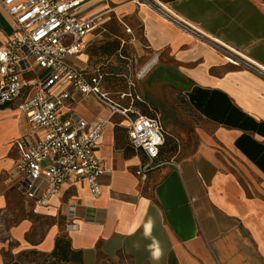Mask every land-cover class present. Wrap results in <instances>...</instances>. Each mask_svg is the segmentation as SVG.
<instances>
[{
  "label": "crops",
  "instance_id": "0c3cea01",
  "mask_svg": "<svg viewBox=\"0 0 264 264\" xmlns=\"http://www.w3.org/2000/svg\"><path fill=\"white\" fill-rule=\"evenodd\" d=\"M77 11L102 18L70 60L107 71L108 84L135 82L162 114L160 159L171 162L142 180L147 157L134 149L129 121L75 92L62 112L90 127L105 122L101 194L72 176L40 205L19 189L28 119L19 99L0 106V264L26 250L50 253L59 236L82 252L81 264H264V0H84ZM12 33L0 3V42ZM113 41L119 47L105 53ZM227 46L257 68L229 61ZM175 103L191 116L175 118Z\"/></svg>",
  "mask_w": 264,
  "mask_h": 264
},
{
  "label": "built area",
  "instance_id": "2783aa9c",
  "mask_svg": "<svg viewBox=\"0 0 264 264\" xmlns=\"http://www.w3.org/2000/svg\"><path fill=\"white\" fill-rule=\"evenodd\" d=\"M83 1L0 0L13 22L11 37L0 42V106L19 99L18 107L28 119L30 139L17 142L22 151L17 170L24 175L19 189L40 205H47L72 176L87 182L93 196L101 194L99 178L104 169L97 149L105 122L90 127L84 118L66 116L62 108L75 92L95 97L111 115L129 121L133 147L147 157L137 170L142 180L154 168L171 162L160 159L166 141L160 116L139 111L137 102L144 99L135 82L128 80L127 89L115 95L106 85L104 71L89 73L70 60L84 50L85 37L102 18L101 14L80 17L77 9ZM227 49L232 63L257 68L233 48ZM67 215L77 217L76 204H68Z\"/></svg>",
  "mask_w": 264,
  "mask_h": 264
},
{
  "label": "trees",
  "instance_id": "16d2710c",
  "mask_svg": "<svg viewBox=\"0 0 264 264\" xmlns=\"http://www.w3.org/2000/svg\"><path fill=\"white\" fill-rule=\"evenodd\" d=\"M119 47V42L113 41L106 43L102 45L103 51L105 53H111L115 49ZM105 72V82L108 87V78L109 73L107 71ZM123 90V89H122ZM143 102L142 106L144 109H151V105L148 102ZM145 102V103H144ZM142 113L146 115H155V114H149L146 112ZM162 149V148H161ZM161 153V150H160ZM40 259H36L33 256H38ZM20 256H24L25 259L14 258L11 256L7 257V264H28L31 262H34L35 264H69L70 262H75L78 264H81L83 262V254L79 250H74L71 246L70 240L64 236H59L56 240L55 248L50 253H41L37 250H26L23 251ZM32 256V257H31Z\"/></svg>",
  "mask_w": 264,
  "mask_h": 264
},
{
  "label": "rangeland",
  "instance_id": "374dc122",
  "mask_svg": "<svg viewBox=\"0 0 264 264\" xmlns=\"http://www.w3.org/2000/svg\"><path fill=\"white\" fill-rule=\"evenodd\" d=\"M132 67H133V74L136 76L137 75V70H136L137 66L133 65ZM122 84H123L122 80H120V78H118V79L114 80L113 83L108 84V88L111 91H113L116 95V93L119 90L127 88V87L122 86ZM151 105H152L153 110L144 109L143 106H141V112L143 111V112H146L149 114H155V115L160 114V115H162L161 112L159 111V108H156L152 102H151ZM169 112H172L175 115V118H177V119H178V116H180L182 118H184L186 115L191 116V113L188 110H186L183 105H179V107H178V104H176V103L173 105L172 110H169ZM160 115H158V116H160ZM169 144H171V143H169ZM168 149H169V146H167L164 149L166 151L165 153H169L172 150V149H169V150ZM19 257L21 259H25L24 256H19ZM33 257H35L36 259H40L39 255L33 256Z\"/></svg>",
  "mask_w": 264,
  "mask_h": 264
}]
</instances>
